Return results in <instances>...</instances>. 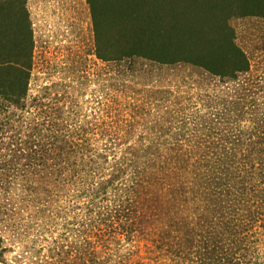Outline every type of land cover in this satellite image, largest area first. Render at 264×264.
Instances as JSON below:
<instances>
[{"label": "rangeland", "instance_id": "obj_1", "mask_svg": "<svg viewBox=\"0 0 264 264\" xmlns=\"http://www.w3.org/2000/svg\"><path fill=\"white\" fill-rule=\"evenodd\" d=\"M26 7L33 37L27 102L23 110L13 111L9 121L0 118L6 123L0 127V249H4L0 264H78L81 252L87 255V264H195L188 253L206 242L211 248L224 247V253L231 249L230 255L244 248L259 250L262 256L264 228L240 223L264 201L254 190L255 176L244 170V165L250 166L245 159L252 149L247 147L238 160L228 154L231 167L225 169L207 163L214 160L211 157L204 162V152L193 143L204 131L252 130L255 107L264 111V19L228 20L234 43L247 55L250 69L236 79L223 80L183 62L163 65L137 56L100 60L87 0H26ZM190 29L191 21L184 20L174 25L173 33L180 40ZM46 115L71 131H109L97 139L101 153L105 147L113 151L108 152L109 164L114 158L143 154L132 161L136 169L128 162L117 179L118 185L122 182L123 189L137 195L138 216L124 213L129 207L111 187L89 210V202H95L86 192L91 184L95 188L96 182L109 178V166L105 174L86 176L84 184L74 181L70 189L63 184V193L49 188L48 195L44 186L35 184L29 134L35 125L45 129ZM158 131H184L180 157L174 151L161 156L163 141L168 139L173 146L177 141ZM130 147L138 154L126 155ZM146 149L160 155H150ZM206 163L216 171L205 173ZM55 181L57 185L60 179ZM231 183L234 193L237 190L234 204L224 199ZM211 211L210 219L201 220L197 229V212ZM99 212L105 216L103 222L79 227L77 221L96 220ZM218 236L228 239L225 246L218 244ZM217 254L220 249L209 253Z\"/></svg>", "mask_w": 264, "mask_h": 264}, {"label": "trees", "instance_id": "obj_2", "mask_svg": "<svg viewBox=\"0 0 264 264\" xmlns=\"http://www.w3.org/2000/svg\"><path fill=\"white\" fill-rule=\"evenodd\" d=\"M87 2L95 33V54L100 60L119 61L125 57L137 56L163 65L183 62L200 67L223 80L236 79L250 69L247 55L234 43L233 31L228 25V20L235 16H257L264 19V0H87ZM187 18L191 19V32L187 37L179 40L173 33L174 25L184 20L187 23L190 22L186 21ZM32 52V27L26 0H0V118L3 117L7 121L13 116V111L23 110L26 106L33 61ZM255 108L250 121L252 130L204 131L205 135H199L193 144L196 150L204 152L202 158L204 162L207 157H211L214 160L207 163L225 169L231 167L228 154L238 160L240 153H243L247 147L251 148L250 157L244 158L246 165L250 166L246 168L244 165V170L247 169L246 171L255 176L253 179L258 183L254 190L259 196L264 197V118H262L264 111L261 108ZM45 117V129L35 125L34 131L29 134L32 140L29 146L32 159L30 167L33 168L32 172L37 178L35 184L44 186L42 188H46L45 192L48 195L51 192L50 189L63 193V184L65 187L69 186L68 189L77 180L84 184L86 176L94 178L105 174L106 166H109L112 170L109 178H102L101 181L96 182L95 188L91 184L93 188L90 187L91 191H87L86 194L89 193L95 202L100 194H105L111 187L115 190L114 196L119 201L124 198L122 200L129 207L124 213L129 212L138 216L136 199H134L137 195L131 190L123 189V183L118 185L120 181L117 182V179L121 176V167L125 165L127 167L128 162H131L128 167L136 169V164L132 161L136 159L138 161L143 154L133 159L121 157L116 160L114 158L109 164L108 152L113 153V151H108L109 149L105 147L101 153L97 145V139L101 140L102 137L108 136L109 131H77L76 129L71 131L67 129V126L54 121L50 115ZM5 124L1 122L0 127H4ZM158 132L161 135L169 134L177 141L175 146L171 145L173 143L168 139L163 141L162 145H159L161 156L174 151L175 155L180 157L184 131L175 134L171 131ZM187 138L189 139L188 136ZM208 139L210 142L207 141ZM240 148H243L242 152ZM134 149L130 147L131 152H125V154L129 156L138 154ZM145 151L150 155L159 154L155 149L152 154L149 152L152 151L151 149ZM195 154L200 153L195 152ZM184 162L187 163L188 160ZM236 163L237 161L233 162L234 165ZM207 166L211 169L204 168L205 173L207 169L216 171L211 164ZM57 178L60 181L56 185ZM219 178L222 179V177ZM230 185L227 190L229 197L224 199H228V204H234L237 190L234 193L235 185L234 183ZM84 187L85 185L78 191H82ZM47 200L50 201L49 198ZM114 201H116L115 198ZM89 204H91L89 210L96 206V202L95 204L89 202ZM120 204L124 202L121 201ZM188 209L190 210V206ZM203 211L206 212L207 208ZM202 212H197L200 218L198 222H195L197 229L198 226L203 225L200 223L201 220L208 221L213 214V211L206 214ZM181 215L182 212L181 214L179 212V219L182 218ZM103 218H105L104 214L99 212L96 220L81 219L77 222L80 228L84 229L86 225L91 228L98 221L103 222ZM240 221L247 226L264 228V201L259 202V206L253 208L249 216H245ZM256 233L255 231L252 235L255 237ZM218 237L220 238L217 241L218 244L225 246L228 239L223 236ZM213 249H220V254L210 257L209 253ZM224 249L215 244L211 248L209 242H206L198 249H190L188 255L193 259L189 260L195 264H264V254L260 256L259 250L247 251L244 248H236L235 255H230L231 249H226L227 253H224ZM3 253L4 249H0V257ZM78 260V264H87L89 261L87 255L82 252L78 253Z\"/></svg>", "mask_w": 264, "mask_h": 264}]
</instances>
